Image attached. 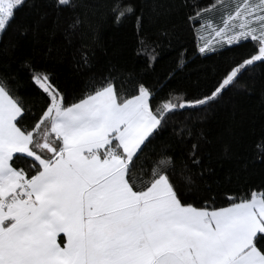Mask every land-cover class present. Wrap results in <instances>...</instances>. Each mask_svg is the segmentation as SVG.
I'll list each match as a JSON object with an SVG mask.
<instances>
[{
  "label": "snow or ice",
  "instance_id": "snow-or-ice-1",
  "mask_svg": "<svg viewBox=\"0 0 264 264\" xmlns=\"http://www.w3.org/2000/svg\"><path fill=\"white\" fill-rule=\"evenodd\" d=\"M24 2L0 0V35ZM217 8L220 23L200 52L214 51L213 40L220 47L251 40L257 53L201 99L173 97L153 109L144 86L122 98L108 82L66 105L50 75L34 73L49 103L28 130L18 126L22 103L0 81V264H264V193L198 208L181 202L167 174L171 157L146 178L132 174L166 114L216 100L242 70L264 61V0L231 8L215 0L196 18ZM15 157L31 161L28 172L13 166Z\"/></svg>",
  "mask_w": 264,
  "mask_h": 264
},
{
  "label": "trees",
  "instance_id": "trees-1",
  "mask_svg": "<svg viewBox=\"0 0 264 264\" xmlns=\"http://www.w3.org/2000/svg\"><path fill=\"white\" fill-rule=\"evenodd\" d=\"M232 1L225 0L229 8ZM214 2L25 0L0 35V81L25 109L18 126L31 130L49 103L34 73H48L66 105L108 82L122 98L144 86L153 109L173 97L209 95L257 53L251 40L200 52V24L224 9L196 14ZM164 157L172 158L167 174L184 204L221 208L264 193V61L242 70L216 100L166 114L134 158L133 176L146 178ZM30 163L15 157L13 166L28 172Z\"/></svg>",
  "mask_w": 264,
  "mask_h": 264
},
{
  "label": "rangeland",
  "instance_id": "rangeland-1",
  "mask_svg": "<svg viewBox=\"0 0 264 264\" xmlns=\"http://www.w3.org/2000/svg\"><path fill=\"white\" fill-rule=\"evenodd\" d=\"M232 3L233 4L231 5V7H235V5L239 3V0H233ZM219 15L214 12L212 15L210 14L209 18L204 19V21L200 24L198 33H199V41L201 43V47H203L205 42H207L208 40H212L213 35H214L213 30L216 27V25H218L220 23V20H221V14H219ZM210 19L213 21V23L209 25L208 21ZM212 46L213 47H219L218 45H216L215 40H213ZM206 51H209V50H206Z\"/></svg>",
  "mask_w": 264,
  "mask_h": 264
},
{
  "label": "crops",
  "instance_id": "crops-1",
  "mask_svg": "<svg viewBox=\"0 0 264 264\" xmlns=\"http://www.w3.org/2000/svg\"><path fill=\"white\" fill-rule=\"evenodd\" d=\"M257 194H259V193H257ZM239 202V201H238ZM227 207V206H226ZM60 236H62L63 238H64V234L63 233H61V235ZM58 242H60V239H59V237H58ZM63 246V245H62Z\"/></svg>",
  "mask_w": 264,
  "mask_h": 264
}]
</instances>
